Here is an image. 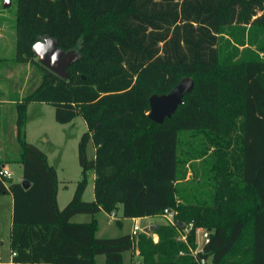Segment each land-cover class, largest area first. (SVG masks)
I'll return each instance as SVG.
<instances>
[{"label": "trees", "instance_id": "obj_1", "mask_svg": "<svg viewBox=\"0 0 264 264\" xmlns=\"http://www.w3.org/2000/svg\"><path fill=\"white\" fill-rule=\"evenodd\" d=\"M14 33V60L31 64L37 82L14 105L17 153L0 161V168L19 164L30 183L24 189L0 179V196L12 198L13 263L96 264L103 256L102 264H125L123 255L137 251V264H198L188 249L203 228L210 240L199 259L264 264V0H15ZM46 36L78 53L67 79L32 52ZM183 77L192 79V92L170 117L152 122L149 97L167 94ZM31 103L52 106L59 124L79 116L86 126L77 145L80 179L61 209L55 167L26 140ZM207 157L213 183L181 185L182 167ZM89 171L93 200L85 201ZM165 210L174 224H155L156 242L143 232L100 238L95 219L72 221L101 211H115L119 222Z\"/></svg>", "mask_w": 264, "mask_h": 264}, {"label": "rangeland", "instance_id": "obj_2", "mask_svg": "<svg viewBox=\"0 0 264 264\" xmlns=\"http://www.w3.org/2000/svg\"><path fill=\"white\" fill-rule=\"evenodd\" d=\"M0 0V161L12 158L17 153V145L15 143V102L20 99L29 89V87L37 82V78H34V68L29 63H18L14 60L15 57V33H14V19H15V0ZM6 3V7L4 6ZM229 30V28L227 29ZM225 33V32H224ZM223 39H228V44L225 41L221 42L224 46L228 45V48L234 46L235 42L230 39L226 34H223ZM253 48V47H252ZM261 57L264 54L260 53ZM32 87V86H31ZM85 124L81 117H76L71 124H59L54 120V108L44 103H33L27 108V122H26V140L38 146L49 149L59 148L61 155L65 153L63 162L67 163V170L69 172L66 176V182L63 185L66 187H60V193L58 196L59 208H63L70 200L76 185V180L80 177L74 172L72 168V144L74 138L86 130ZM42 137H47L48 142L43 143ZM49 151V150H48ZM88 156L92 158L94 156V149L92 143L88 144ZM50 161L55 163L57 159H61L58 153L53 155L49 153ZM74 157V156H73ZM211 162V158L206 159L198 158L190 160L182 167L181 171V185L188 182H200L205 184L213 183L212 180L206 178V170ZM5 167L12 175V181H18L20 176V170L16 164H6ZM89 187L92 185L89 182ZM88 192L90 190H87ZM88 194L84 196V200L87 199ZM92 199V198H91ZM11 198L9 195L0 196V234H4L6 224H8V216L10 212ZM121 212H118V216ZM99 222L100 231L99 236L103 238H111L121 236L123 234L130 233L133 225L138 228L149 229V236L152 239L157 238L153 232L155 224L169 223L168 218L163 214L152 218H137L133 222L131 219L111 218L105 212H98L93 216ZM92 215L78 214L72 218L73 221H90ZM172 224L174 219L171 218ZM152 224H149V222ZM152 228V230H151ZM183 233V232H182ZM181 233V234H182ZM180 234V235H181ZM226 241L224 245H226ZM103 256L96 257V264H101ZM124 262L129 263V253L123 255ZM208 261V264H211Z\"/></svg>", "mask_w": 264, "mask_h": 264}, {"label": "water", "instance_id": "obj_3", "mask_svg": "<svg viewBox=\"0 0 264 264\" xmlns=\"http://www.w3.org/2000/svg\"><path fill=\"white\" fill-rule=\"evenodd\" d=\"M5 2H7L5 0ZM6 7V3H4ZM32 52L38 63L58 76L61 79H67L66 68L78 59V53L75 50L63 51L58 48L56 41L51 37H43L32 46ZM193 81L189 77H183L167 94H153L148 99V118L157 124H160L164 118L170 117L177 107L183 104V96L191 93ZM19 183L24 189L30 186V183L21 178ZM152 230V228H151ZM149 234V229L142 231Z\"/></svg>", "mask_w": 264, "mask_h": 264}, {"label": "crops", "instance_id": "obj_4", "mask_svg": "<svg viewBox=\"0 0 264 264\" xmlns=\"http://www.w3.org/2000/svg\"><path fill=\"white\" fill-rule=\"evenodd\" d=\"M33 104V103H31ZM31 104H28L27 108L31 105ZM75 119V118H74ZM73 119V120H74ZM73 120L67 124H71L73 122ZM84 122V121H83ZM85 124V123H84ZM65 125V124H64ZM86 128V127H85ZM86 130L82 131L81 134H78V136L76 138H74V142L72 144V168L74 169V172H76V174L78 175V177H80V174H81V169L78 165V161H77V145H78V142H79V139L81 137V135L85 132ZM25 135H26V126H25ZM28 141V140H27ZM42 141L43 143H46L48 142V138L47 137H42ZM29 142V141H28ZM91 141L88 142V144L90 143ZM31 143V142H29ZM92 143V142H91ZM33 144V143H31ZM88 144H87V147H86V154H87V157L88 159H92L88 156ZM35 145L36 147H38L41 151H43L47 157V162L49 165H52L55 167V170H56V175H57V181H58V188H57V196H56V200H57V205H58V208H59V203H58V196H59V193H60V187H63L65 188L66 186L63 185L64 182H66V176H67V173L69 172V170H67L66 167H68L67 163L63 162L65 158V153L61 155L60 153V150L59 148L57 149H49L48 150L44 147H41V146H38L37 144H33ZM93 146V144H92ZM93 149H94V146H93ZM49 153H51L52 155L54 153H58L59 157H62L61 159H57V161H55V163L51 162L50 161V156H49ZM74 156V157H73ZM10 164H16L20 170V176H19V180L21 178V166L17 163H10ZM6 164H2L1 165V168H5ZM80 179V178H79ZM93 179H94V173L92 171H89L87 173V186L85 188V191H84V194H83V200H84V196L86 194H88V201H92L93 200ZM18 180V181H19ZM78 180H76V183H77ZM89 182H91V186L89 187ZM76 186V185H75ZM87 190H90L89 192ZM11 198V196H10ZM92 198V199H91ZM11 205H10V212H9V216H8V224H6V227H5V230H4V234H0V254H1V259H0V264H16V263H13L12 260H11V256H10V249H9V231H10V227H11V216H12V198H11V201H10ZM60 209V208H59ZM118 212H121V207L119 206L118 207V210H117V214ZM116 214V215H117ZM147 218V217H146ZM149 218H152V217H149ZM92 219H95L97 221V231H96V237H100V238H103L101 236L98 235L99 231H100V226H99V222L96 218H94L92 216ZM91 219V220H92ZM90 220V221H91ZM131 220H133V222L135 220H137V218H132ZM73 221V220H72ZM90 221H73L75 223H86V222H90ZM149 224H152V222L150 221ZM147 228V227H146ZM142 229H145L144 227H142ZM131 232V231H130ZM154 242L157 241V238H154L153 239ZM127 253V252H126ZM129 253V262H132L133 264H137V263H140L141 261V258L137 255V251L134 252L133 254H131L130 252ZM104 261V257H102L101 259V264L103 263ZM125 263V262H124ZM126 264V263H125ZM129 264V263H128Z\"/></svg>", "mask_w": 264, "mask_h": 264}, {"label": "built area", "instance_id": "obj_5", "mask_svg": "<svg viewBox=\"0 0 264 264\" xmlns=\"http://www.w3.org/2000/svg\"><path fill=\"white\" fill-rule=\"evenodd\" d=\"M0 179H12V175L11 173L5 169V168H0ZM163 215L166 216L168 218L169 224H172V220L171 218H173L174 213L171 211H167L165 210L163 212ZM109 216L111 218L117 219V215L115 211H112ZM192 228V224H188L187 228L184 230V232L180 235V240L185 241L186 239V233H187V229L190 230ZM143 229L142 228H138L135 224L133 225L130 234L135 236L137 233L142 232ZM196 236H197V244L195 248H191L189 247L188 249V253L194 257V259H196L198 261V264H208L209 259H204V258H198L199 254L203 253V249L204 246L206 244L209 243L210 240V236H209V232L206 229L203 228H197L196 231ZM180 254H183L182 252H180ZM14 254L10 253V256L12 257ZM0 259H1V254H0Z\"/></svg>", "mask_w": 264, "mask_h": 264}]
</instances>
